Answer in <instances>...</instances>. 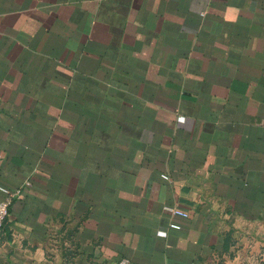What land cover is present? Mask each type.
Listing matches in <instances>:
<instances>
[{
    "label": "crops",
    "instance_id": "crops-1",
    "mask_svg": "<svg viewBox=\"0 0 264 264\" xmlns=\"http://www.w3.org/2000/svg\"><path fill=\"white\" fill-rule=\"evenodd\" d=\"M26 179L0 264H264V0H0Z\"/></svg>",
    "mask_w": 264,
    "mask_h": 264
},
{
    "label": "built area",
    "instance_id": "built-area-1",
    "mask_svg": "<svg viewBox=\"0 0 264 264\" xmlns=\"http://www.w3.org/2000/svg\"><path fill=\"white\" fill-rule=\"evenodd\" d=\"M27 185H30L29 179H26L25 181H23L21 185H19L18 187L14 189H9L8 187L0 185V193L4 195L3 198H0V245L2 242V226H3L4 220L6 219L9 213V206L13 198L18 197L22 189ZM164 209L172 215H178L182 217L187 216L186 212L181 211L175 206L166 205ZM116 264H131V262L127 258H120Z\"/></svg>",
    "mask_w": 264,
    "mask_h": 264
}]
</instances>
